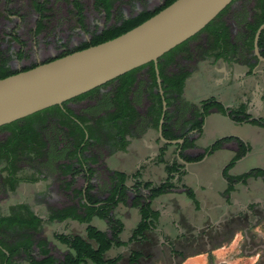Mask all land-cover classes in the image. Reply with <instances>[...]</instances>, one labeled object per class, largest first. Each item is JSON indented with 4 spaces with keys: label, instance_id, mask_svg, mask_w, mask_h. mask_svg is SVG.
I'll return each instance as SVG.
<instances>
[{
    "label": "crops",
    "instance_id": "0c3cea01",
    "mask_svg": "<svg viewBox=\"0 0 264 264\" xmlns=\"http://www.w3.org/2000/svg\"><path fill=\"white\" fill-rule=\"evenodd\" d=\"M261 13L259 0H236L232 4L225 23L231 30L228 40L233 55L223 58L217 53L197 61L176 99L185 106V120L190 111L198 112L200 102L212 98L229 111L241 112L247 117L245 122L234 123L209 110L200 131L192 135L193 147L184 150L176 144L162 143L156 128H143L139 134H126L127 147L116 151L121 156L112 158L116 153L113 152L106 160L113 165L112 174L121 173L126 179L122 183L125 187L122 196L110 212L122 224L118 235L122 245L111 247L103 254L104 259L116 258L115 264H264V178L249 177L229 185L223 176L224 173L236 178L251 169L264 171V126L251 123L260 120L264 124V28L257 39L262 59L253 53L254 34L262 24L257 27ZM202 90L214 93L199 99ZM175 126L170 130L175 135L185 130L182 122ZM234 126L243 132L236 133ZM209 128L218 131L230 128L233 133L220 135L216 140L230 139L216 151L204 153L216 141L209 145L200 142ZM151 130L156 134L154 140L142 138L144 132ZM180 155L189 159L202 155V158L185 162ZM253 161L258 162L255 167H251ZM167 166L179 167L178 173H171L174 189L151 201L155 220L134 236L140 217L137 208L131 206L132 178L137 174L139 182L157 185L166 178ZM108 187L109 184H104L99 191L92 187L93 203L98 202V196L106 195ZM78 195L81 199V194ZM75 211L81 213L80 208ZM132 217L133 224L129 225ZM90 220V226L107 232L104 220L94 216ZM68 221L85 229L82 223ZM132 253L138 256L134 263L129 262Z\"/></svg>",
    "mask_w": 264,
    "mask_h": 264
},
{
    "label": "flooded vegetation",
    "instance_id": "af4514ba",
    "mask_svg": "<svg viewBox=\"0 0 264 264\" xmlns=\"http://www.w3.org/2000/svg\"><path fill=\"white\" fill-rule=\"evenodd\" d=\"M6 1L8 2L10 0ZM165 1L161 0L156 8L163 6ZM235 1L233 0L223 9L219 13L220 17L218 18L225 29L223 32H225L226 42L224 41V44L226 43V46H222V50L229 51L227 52L229 55H233L234 49L228 40L231 30L226 25L225 20ZM90 2L92 9L103 13L101 9L95 6V0H90ZM40 3L34 5L38 9V12L44 10L42 8L44 7V0H41ZM154 10L156 9L154 8L146 12H154ZM7 21L4 18L0 20V66L7 67L11 70L8 66V53H11L12 50L10 49H12V45L17 42L13 32L2 31ZM39 29L40 24H36L33 29L34 33L40 31ZM101 29L102 27L97 32ZM244 29L246 30V26ZM92 32L94 30H91L89 33L91 34ZM220 32L218 31V34ZM213 37L215 36L212 33L205 32L202 29L185 42L162 55L155 64L158 82L154 65H148V63L134 69V72L131 74L133 81L125 91L120 89V87H123V84L120 80H115V78L98 88L62 103L58 106V110L46 111L39 121L29 122L27 126L31 128V132L25 136L23 141L21 140L17 144L21 147L18 146L15 152H12L5 160L0 161V169L5 168V166H9V169L10 167L13 170L15 169V173L8 172L5 174L3 180L0 177V186L4 185V182L7 183V181L15 183L19 179L16 178L15 174L20 170L19 167L24 169V160H30V163L32 162L34 166L28 170L27 176L20 179L22 182H30V180L41 176V166L48 163L57 170L59 169V173L65 172L68 168V172L64 175L68 176V179L71 181L80 174L82 176V186L80 188L81 199L65 207L55 208L56 205L53 204L49 208L48 219L53 218L52 216H55L63 210L73 212L75 209L80 208V204H87L93 208H106L105 199L109 194L108 192L114 191L120 195L123 187L118 182V176H113L112 172L104 171L105 174H101L103 167L101 160L104 158L103 155L117 151V147L121 145V142L126 140L124 133L127 135L139 134L143 128L152 127L151 121L156 117V114L153 112L156 100L160 102L157 127L162 114L161 102L162 100L165 102V110L161 124V137L164 140L170 141L171 138L181 140L179 146L182 147L186 141H191L192 135L198 130V124L202 126L205 116L203 117L201 114L202 110L200 107L198 112L190 111L185 120V113H183L185 106L176 101L177 96L173 92H176L174 85L177 80L181 76H184L182 87L180 88V92H182L184 83L189 74L195 70V63L197 61L209 58L212 55H217V53L221 54V50H213L212 48V43L215 40ZM89 39L88 36L83 42H87ZM223 40L216 41L221 44ZM10 56L12 57V55ZM34 64H38V62ZM21 69L23 68H16L14 71H21ZM155 96H157V99ZM173 98L174 101H172ZM177 122H182L185 125V130L175 135L170 130L175 129ZM8 137H10L8 131L0 130V149L6 144ZM63 140L65 141L64 144H77L78 146L74 149L68 148L69 146L58 147V143L61 144ZM71 156L73 157L71 158ZM87 166L97 167L95 168V172L90 174ZM78 170H81L82 173H77ZM104 184H109L107 189L108 194L98 196V202L89 204L90 201L93 202L90 198L92 187L96 191H99L100 189H104ZM14 206H18L19 208L25 205L19 202ZM11 207L8 208L7 214H3L0 211V219L4 216H12V220H17V218L23 220L26 217L24 212L18 210V208L16 213L10 212ZM29 210L32 212L33 218L37 221V227L47 219L38 215L34 209ZM80 211L83 212V208ZM51 220L55 221V217ZM37 227L35 229L26 227L18 228L16 229L18 233L11 238V242L8 243L7 241L4 245L0 244V250L4 254L2 261L5 263L14 262L19 264L15 258H18L21 254L20 252L26 248V243L30 244L31 251H34L31 252V255L34 256L37 251L35 246L42 241L36 237ZM6 231L4 230L3 232L8 234Z\"/></svg>",
    "mask_w": 264,
    "mask_h": 264
},
{
    "label": "rangeland",
    "instance_id": "374dc122",
    "mask_svg": "<svg viewBox=\"0 0 264 264\" xmlns=\"http://www.w3.org/2000/svg\"><path fill=\"white\" fill-rule=\"evenodd\" d=\"M40 1L10 0L7 2L6 0H0V20L1 18L8 20L2 31L13 32L17 42L12 45L11 53H8V66L13 71L16 68H26L35 62L42 63L53 59L61 51L71 50L83 42L90 36L89 32L91 30L97 32L104 24H113L118 15L130 17L141 10L150 11L154 8L157 9L156 7L161 0H115L111 4L108 19L101 11H95L91 8L90 0H44V7H42L44 10L38 12L34 5H37ZM74 1L80 5L79 14L73 7ZM36 24H40V31L34 33L33 29ZM209 93L214 92L202 90L198 93V98L202 99ZM234 127L236 133L243 132L242 128ZM228 133H233V129L228 128L218 131L214 128H209L200 142L209 145L220 135H227ZM142 138L154 140L156 134L151 130L147 133L144 132ZM64 143V140L61 141V144L58 143V147L69 146L68 148H71L72 144ZM156 146H160V143L156 142ZM112 153L103 155L101 174H105L104 171H111L113 165L108 164L106 160L109 159ZM119 156H121V153L116 152L112 155V158H118ZM256 164L258 162L253 161L251 167H255ZM23 165L24 169L19 167L20 170L16 172V178H24L28 175V170L34 166L32 162L30 163V160H24ZM96 167L87 166L89 173L95 172ZM41 168V176L30 180V182H16L12 189L5 184L0 186V211L3 214H7L9 207L21 202L29 209H34L38 215L47 218L43 224L37 227L36 237L46 244V248L49 249L51 255L60 259L67 252V249L54 239V234L84 237V228L83 225L69 222L68 219L60 223H57L56 220H51V218L48 219L49 208L53 204L56 205L55 208H59L78 202L80 200L78 194L82 186V176L80 174L71 181L68 176L59 173V169L57 170L48 163L41 166ZM77 173H82V171L78 170ZM0 177L3 180L4 173L1 169ZM97 221L100 222V220ZM133 221L132 217L129 220V225L133 224ZM99 226L101 228V225ZM3 231L4 229H0V244H6L7 241L8 243L11 242V238L18 233L16 229L6 231L8 234ZM25 259V255L22 253L18 258H15L19 264H28ZM120 262L123 263L124 259Z\"/></svg>",
    "mask_w": 264,
    "mask_h": 264
},
{
    "label": "trees",
    "instance_id": "16d2710c",
    "mask_svg": "<svg viewBox=\"0 0 264 264\" xmlns=\"http://www.w3.org/2000/svg\"><path fill=\"white\" fill-rule=\"evenodd\" d=\"M115 0H95V6H97L99 9H101L105 15V17L108 19L110 16V10H111V4ZM174 0H166L163 6L157 8L154 10V12H146V11H140L137 12L134 16L131 17H122L118 15V17L115 18L114 23L111 25L104 24L102 29L99 32H92L89 36V41L82 42L78 46L74 47L71 50H63L61 51L55 58L62 57L64 55H67L69 53L79 51L91 46H95L97 44L103 43L105 41L111 40L130 29L134 28L135 26L139 25L143 21L150 18L152 15L160 11L161 9L168 6L170 3H172ZM261 3V17L259 20V23L257 27L263 22L264 20V0H259ZM73 7L76 10L77 14L80 13V5L77 2H73ZM220 17V14H218L211 22H209L204 28L203 31L212 33L214 39V42L212 43L213 50H221V55L223 58L229 55V51L222 50L223 47H225L226 43L225 41V29L222 25V23L219 22L218 18ZM256 28L254 31H252V34H254ZM218 31H221L218 34ZM223 40V43L220 44V42L216 40ZM226 42V41H225ZM223 46V47H222ZM221 48V49H220ZM219 56V55H218ZM220 57V56H219ZM159 59V58H158ZM157 59V60H158ZM46 60L44 62L50 61ZM43 63V62H42ZM152 63H149L148 65H151ZM37 64H32L26 68L21 69V71L30 69ZM19 71H11L7 67L0 66V79H3L7 76H10L14 73H17ZM134 72V70H131L119 77H117L115 80H120V82L123 84V87H120L123 91L127 90V87L132 83L133 78L131 74ZM183 77L181 76L177 82L174 85V88L176 89V92H173L175 96L180 95V88L182 87V81ZM127 80V81H126ZM127 83V85H125ZM157 99V96H155ZM58 110V106H53L47 109H44L42 111H39L37 113H34L30 116H27L25 118H22L20 120H17L15 122H12L10 124L4 125L0 127V130L8 131L10 134V137H8L6 144L0 149V161L5 160V158L9 157L12 152H15L17 150V147H21L20 145H17L20 143V141L24 140L25 136L31 132V128L27 126L29 122L33 121H39L41 119V116L46 112L50 110ZM200 109L201 114L206 116L209 109H214L221 115L226 116L230 121L234 123H243L246 121L247 117H245L241 112L239 111H229L225 109L220 103L216 102L214 99L209 98L207 100H204L200 102ZM159 111H160V102L158 100L154 103V109L153 112L156 114V117L151 121L152 127H157V121L159 117ZM253 124H259L263 125L260 120L251 121ZM200 124H198L197 132L200 131ZM126 133H124V136ZM175 138H171L170 140H174ZM230 138H222L219 140H216L213 142L204 153H212L213 151H216L220 148L221 144L228 140ZM126 145V142L123 140L121 142V145L117 147V150H123ZM77 144L72 145L71 148H77ZM193 147L192 140L186 141L182 145V149H190ZM73 156H71L72 158ZM162 154L159 155V159H161ZM202 158L201 156H197L195 158H185L182 155H180V159H182L185 162H195L199 161ZM232 162L228 163L226 166V169L230 167ZM176 166H167L166 172L167 176L166 178L157 185H152L150 183H143L138 181V175L135 174L132 178V184H131V190L134 193V197L131 201V206L137 208L140 221L136 228L133 230V235H140L144 230L149 228L153 221L155 220V214L150 209V203L151 201L165 193H168L172 189H174L175 182L173 181V178L171 176V173H178V168H175ZM1 171L5 174L8 172L15 173V169L13 170L11 167L9 169V166H5V168H2ZM68 172V168L63 174H66ZM113 176H118V182L122 183L126 179V177L118 172H114ZM224 178L227 180L228 184H232L233 182H243L249 177H263L264 178V171L260 169H251L248 172L244 173L241 176H238L236 178L227 176L223 173ZM21 180L18 179L16 182H20ZM15 182V183H16ZM22 182V181H21ZM15 183L7 181L4 182V184L9 187L10 189L13 188V185ZM122 191L125 189V187L122 185ZM142 192H145V195L142 194ZM188 194V193H187ZM189 198L193 200L190 194ZM118 196V198H116ZM122 196V193L118 195L114 191H110L107 198L105 199V205L106 208H93L92 206H88L87 204H80V210L83 208V212L80 214H77L75 211H69V210H63L62 212H58L55 216H52L55 220L58 222H61L65 219H72L79 223H82L85 225L84 229V237H80L78 235H63V234H54V239L64 245L67 249V252L62 255L61 259L55 258L53 255L50 254V251L48 248H46V244H44L43 241L38 243L35 248L37 249L34 256L31 255V248L30 244L26 243V248L23 249L20 253L25 255V260L28 264H115V259H104L103 254L108 251L111 247H119L121 246V242L119 240V233L122 229L121 222L115 218L113 215H110V212L115 207V205L118 203V199ZM194 201V200H193ZM93 204V202H89V204ZM18 206H13L10 208V212L17 211ZM18 210L23 211L24 215L26 217L23 220H20L17 218V220H12L9 216H4L2 219H0V229H4L7 231L18 229V228H29V229H35L37 227V221L33 218L32 212L27 208L26 206H21L18 208ZM94 216L98 219L104 220L107 226V232H101L96 230L94 227L90 226L89 220L90 218ZM3 244V243H2ZM4 245V244H3ZM138 256L136 254H131L129 257V262L134 263ZM0 264H17L14 262H3L2 259H4V254L0 250Z\"/></svg>",
    "mask_w": 264,
    "mask_h": 264
},
{
    "label": "water",
    "instance_id": "95a60500",
    "mask_svg": "<svg viewBox=\"0 0 264 264\" xmlns=\"http://www.w3.org/2000/svg\"><path fill=\"white\" fill-rule=\"evenodd\" d=\"M233 0H174L129 31L103 43L75 51L0 79V127L98 88L158 58L201 31ZM253 53L259 56L257 39ZM264 60V59H262ZM157 78V71L155 68ZM158 82V78H157ZM157 135L161 137L165 102L162 100Z\"/></svg>",
    "mask_w": 264,
    "mask_h": 264
}]
</instances>
